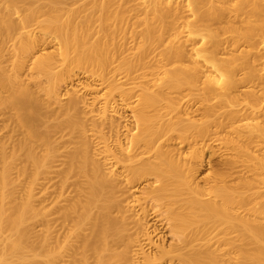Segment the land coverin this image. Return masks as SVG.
I'll return each instance as SVG.
<instances>
[{"label": "bare ground", "instance_id": "obj_1", "mask_svg": "<svg viewBox=\"0 0 264 264\" xmlns=\"http://www.w3.org/2000/svg\"><path fill=\"white\" fill-rule=\"evenodd\" d=\"M0 120V264H264V0H0Z\"/></svg>", "mask_w": 264, "mask_h": 264}, {"label": "rangeland", "instance_id": "obj_2", "mask_svg": "<svg viewBox=\"0 0 264 264\" xmlns=\"http://www.w3.org/2000/svg\"><path fill=\"white\" fill-rule=\"evenodd\" d=\"M13 17H14V18H18L16 15H14ZM46 48L48 49V51H49V50L51 51L54 47H53V44H49V46H47ZM46 48H45V51H47ZM77 73H79V71H77ZM78 75H79V76H78ZM78 75L76 76L77 78L75 77V79L72 80V82L70 81V82H68L66 85H62L63 87H61V91H60V92H61V93H65L66 89L68 90V88H70V87H71V89H73V88L76 89V88H78V87L80 86V84H85V83H89V82H90V83H92V82L94 83V80H93L92 78L88 77L86 74H82V75H81V73H79ZM86 77H87V78H86ZM91 79H92L93 81H91ZM84 80H85V81H84ZM69 83H70V84H69ZM76 83H77V84H76ZM71 89H70V90H71ZM97 93H98V94H101L102 92L100 91V92H97ZM86 97H90V96L86 95ZM65 98H66V96H65ZM65 98H64V100H65ZM53 107H56V106L54 105ZM0 122H1V123H0V126H1V127L5 125V122H3V121H1V120H0ZM3 123H4V124H3ZM6 123H7V122H6ZM50 123H53V120H51ZM13 125H15V124H13ZM1 127H0V142L3 141V143H4L5 138H3L2 135L6 136V133H5V132H6L7 129H6V130H5V129L1 130ZM52 129H54V128L52 127ZM4 133H5V134H4ZM2 138H3V139H2ZM1 143H2V142H1ZM1 143H0V147H1ZM71 146H73V144H71ZM24 156H25V155H24ZM24 156L22 155V158H23ZM61 158H62V157H61ZM23 161H24V164H25V163H26V161H25V157H24V160H23ZM23 161L15 160L13 163H11L12 165L15 163V164H14V167L11 166V168H12L13 170L10 168V170H11V171H10V174H12V175H10L9 178H11V176H12V179H10V182H11V183L9 182L8 185H9V184H10V185H9V186H8V185L5 186V187H6V191L9 190V189L11 190V191H7V192H9V194H10V192H11L10 195H12V192H13V191H14V193H15L14 195H16V193H17V188H19V187L22 186V182H23V180H22L21 177L18 176V171H16V169H17V167H18L17 170H19V168L21 169V167H19V166H22V165H23ZM17 162H19V164H18ZM16 163H17V165H16ZM21 164H22V165H21ZM3 165H4V164L1 162V163H0V170L2 169ZM15 166H16V169H14ZM27 166H30V164H27ZM16 172H17V173H16ZM207 172H211V170L209 169V170H207ZM16 175H17V176H16ZM15 176H16V177H15ZM18 177H19L20 180L18 179ZM15 178H16V179H15ZM27 179L29 180V178H27ZM28 180H27V181H28ZM41 181H42V180H41ZM12 182H13V183H12ZM17 182H18L19 184H18V185H15V184H17ZM14 183H15V184H14ZM23 185H24V184H23ZM37 185L39 186V184H37ZM15 187H17V188H15ZM39 187H40V186H39ZM39 187H37V190H36V191H38V190L40 189ZM38 188H39V189H38ZM7 192H6V193H7ZM48 205H49V207H50L51 204L49 203ZM48 205H47V206H48ZM49 207H46V208H49ZM45 210H46V209H45ZM93 211L95 212V211H97V209L94 208ZM48 213H49V212H48ZM55 214H56V213H55ZM55 214H54V215H55ZM57 216H58V215H57ZM40 217H41V216H40ZM40 217H39V218H40ZM29 221H30V219H29ZM35 222H36V221H35ZM35 222H34V223H35ZM31 223L33 224V222H30V224H31ZM28 224H29V223H27V225H28ZM32 224H31V226L29 225V226H30L29 228L32 227L31 230H33L34 227H35V230H34L33 236H35L36 233H38V232L40 233V231H42V230L44 231V230H45V226H44V225H40V227L38 226L39 228L36 229L37 226H35L34 224H33V226H32ZM27 225H26V226H27ZM27 227H28V226H27ZM39 229H41V230H39ZM60 230L62 231V229H60ZM60 230H58V231H60ZM8 233H9L8 231H6V233L4 232V234H8ZM45 233L47 234V232H44V234H45ZM40 234H41V235H40ZM40 234H39L40 236H43V235H42L43 232L40 233ZM44 236H47V235H44ZM47 238H48V236H47ZM7 257H8L9 259H8V261H7L5 264H8V263L11 261V259H12L9 255H8ZM38 261H39V264H44V263H43V258H38ZM24 263H25V261H21V260L15 262V264H24Z\"/></svg>", "mask_w": 264, "mask_h": 264}]
</instances>
